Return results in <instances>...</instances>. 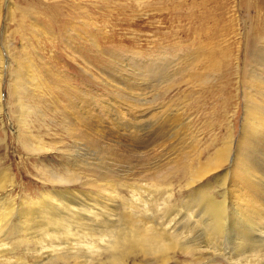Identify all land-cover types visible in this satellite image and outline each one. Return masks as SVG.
<instances>
[{"label":"rangeland","instance_id":"374dc122","mask_svg":"<svg viewBox=\"0 0 264 264\" xmlns=\"http://www.w3.org/2000/svg\"><path fill=\"white\" fill-rule=\"evenodd\" d=\"M0 11V264H109L81 234L69 245L60 230L45 236L43 219L40 229L23 223L47 197L114 219L80 233L124 228L140 215L192 243L164 262L137 253L125 264H235L224 256L235 252L231 213L211 231L215 223L199 207L210 195L220 199L223 173L246 143L249 99L264 106V0H0ZM82 117L106 139H78ZM224 146L226 166L192 185L182 170L160 165L184 151L202 162ZM257 150L251 162L264 170V146ZM252 243L264 254V237ZM256 259L245 263H264V255Z\"/></svg>","mask_w":264,"mask_h":264},{"label":"bare ground","instance_id":"6f19581e","mask_svg":"<svg viewBox=\"0 0 264 264\" xmlns=\"http://www.w3.org/2000/svg\"><path fill=\"white\" fill-rule=\"evenodd\" d=\"M0 20H1V11H0ZM0 55H1V53H0ZM243 119H244L245 124H244V131L242 132V134H243L242 138L246 143L245 144H243V142L238 143L237 147H240V149H238L237 153L235 154L233 161L231 163V166L229 167L228 171H225L223 173V176H224L223 179L224 180H223V182H221L223 189H222V192L220 194V199H216L215 197H213V195L212 196L210 195V197H207V198L205 197L206 200H201V202H203V205L201 207H199V209L203 211L202 214H208L211 217L212 221H214L215 226H213L211 231L212 230L217 231L219 229V226L221 225V223L226 220L228 213H231L232 219H233L232 223H234L233 228L237 231V235L235 236V238L232 242V249L230 251L231 252L235 251V252L232 254H228L227 256L225 254L224 256L229 261L232 260V262H233L234 260L235 261L241 260V262H243L244 264H248L245 262H249V263L253 262V261H255L256 258L264 255L261 253L262 248L258 249L257 246H255L256 244L254 245V243H252V237H255V236L258 238L264 237L263 236L264 235V170L259 168L258 164L255 163L256 161L251 162V159H250V158H252L258 154L257 149L259 148L260 145L264 146L263 144L260 143V142L264 141V106L260 105L255 99H253V100L249 99L248 106H247V109L245 111ZM130 129H132V128H130ZM73 131L76 133V136L78 139L86 140L87 143L89 142L91 144L92 143H100V142H102L103 138L106 139L105 138L106 132H104V134L101 135L100 129L97 127V124L89 122L84 117H82L76 121L75 129H73ZM129 131H128V133H129ZM108 132L110 133V131H108ZM130 135H132V134H130ZM130 135H128V136H130ZM132 137H134V136L132 135ZM118 142H120V141H118ZM123 142H124V140H123ZM142 143L143 142H141V144ZM118 144H120V143H118ZM127 145L123 144L122 147L123 146L125 147ZM151 145L152 144H150V147H151ZM155 145H153V147L151 148V151L155 150V148H156ZM254 145H256L258 147L252 149V146H254ZM118 146L119 145H117V148L120 147V146L119 147ZM126 148H128V147H125V149ZM228 148H230V147L224 146L223 148L219 149L215 153V155L210 157L208 160H204L202 162L199 161L198 156L196 154L188 155V153H186L184 151V153H181L179 155L176 153L173 157L168 158L164 162H161L162 164H160V165L161 166L168 165L165 168V170L166 169L182 170L184 173H186V175L191 177V180L188 182V184L192 185L195 182H199L198 180H201L203 177L209 175L210 173H212L214 171H219L220 168H223L226 166V162L229 161V159H231L230 155L228 154V151H229ZM120 149L115 150V151L119 152V154H117L118 157H115V158L117 160L122 161L123 158H126V153L124 152L125 150L124 151L122 150L124 152L123 153L122 151H120ZM131 149L134 151H137L140 149V145L138 143H133L131 145ZM158 149H159V147H158ZM109 150L113 151L111 149H109ZM126 150H128V149H126ZM170 150L173 151L172 149L169 148L168 152H170ZM242 151L245 152V155H243ZM157 152H159V151H157ZM110 153H112V152H110ZM145 153L146 152H144V154ZM130 156L132 157L131 154H130ZM148 156H149V153H148ZM153 156H155V155H153ZM255 158H258V157H255ZM136 159H138V157L135 158V160ZM141 159H143V158H141ZM150 159H151V161L153 160V158H150ZM149 160H148V162H149ZM143 161H145V160H143ZM123 162L125 163V161H123ZM130 163H131V161H130ZM141 163L142 162H140V164ZM160 165L158 168L156 166L155 167L159 170V168L161 167ZM151 166L154 167L153 165H151ZM132 167H134V166H132ZM132 167H131V169H132ZM134 169H135V167H134ZM134 169L132 171L136 172L137 169H135V170ZM140 169H139V171H140ZM146 170H144V172ZM156 170H155V172H156ZM140 172L142 173V171H140ZM155 172L153 174L152 173H149V174H152L155 176ZM136 173H138V172H136ZM217 173L220 174L219 172H217ZM133 174H135V173H133ZM129 175H130V173H129ZM143 175H145V173H143ZM143 175L141 177H143ZM143 178H145V176ZM158 178L161 179V177H158ZM203 194H204V192H203ZM49 198H50V196H49ZM198 198H200V197H198ZM52 200L48 199V197H47L42 202H40V204H39L40 208H41L40 210L37 208L38 210L36 212H30V211L27 212L26 215L24 216L23 223L26 221H31V222L33 221V222H35V224H33L30 228L31 229H40V226L42 228V224H40L38 222L41 221L40 219H43V224H44L43 228L45 230V231L43 230L44 235L48 236V237H54L55 233H57L58 230H60L61 232L66 233L65 239L67 238V241H64V243H69V245H70V242H68V240L74 239V241H77L78 235L81 234L80 237L85 236V240L86 239L89 240V242H87L86 244L91 245V246H95V247L99 246L100 248L103 249L104 252H106L110 255L109 259H111V260H110L109 264H125L124 257L126 255H128V254L136 255L137 253H140L141 255H146V256L148 255L151 257L156 256L157 261L164 262V260H167V258H169V256H170V254L178 247H180L183 250H187V251L192 250L191 249L192 247H190V246H192L191 245L192 243L190 245L189 244L185 245L186 243L183 244V242L179 243L177 235H180V234L171 232L168 235H166V232H161L162 230L164 231V229H162L160 231L161 228L158 229V228L154 227L153 225H147L148 223L146 221H144L143 218L139 217L140 215L138 217L136 215H134V217H135L133 219L134 221L133 222L128 221L129 223H126L124 228L119 227V226L109 227L106 225V226H103L102 229H93V230H88L86 232L80 233L81 230L84 229V226L88 225L91 222L100 221L101 223H104L107 221V222L114 223V219L108 217L107 220L105 221L103 211H101L100 208H99V210H100L99 211L96 206H94V208H92L89 205H88V207H87V205H84L81 208L79 207L80 209H76V208H73V206H70V204L65 202V201H61L59 199L58 200L55 199L53 201ZM88 202H90V201H88ZM90 204H92V203H90ZM93 204H96V203H93ZM75 205H76V203H75ZM191 212H189V213H190V216L192 217ZM187 215H189V214H187ZM195 216H196V214H195ZM32 218H33V220H31ZM206 220H208V219L206 218ZM130 221H132V220H130ZM194 224L197 226L198 222L196 224V221H194L193 226H194ZM49 230L51 232H49ZM214 234L215 233H213V235ZM88 235L90 238L88 237ZM185 235H188V234H185ZM189 235H190V233H189ZM104 236H106L108 239L105 241V243H106L105 245L100 246L98 243L105 240ZM215 239H216V237H215ZM215 242L216 241H214V243ZM212 243H213V241H212ZM256 243H259V242H257V240H256ZM207 244L208 243L206 242L204 244V247L208 248L209 245H207ZM216 244H218V243H216ZM259 244L261 245V243H259ZM183 245H185V246H183ZM199 246H201V245L196 244V249H198ZM74 248L75 247H73L72 249H74ZM210 248H211L212 252H215V253L217 252L216 248L213 247V245ZM198 251H200V250H198ZM212 255H214V254H212ZM18 259L19 258H17L14 261H8L6 264H16L13 262H18L17 261ZM235 261H234V263L236 264ZM18 263L19 264H28V261L27 262H18ZM31 263L34 264L35 261L34 260L31 261ZM237 264H241V263L237 262ZM261 264H264V263H261Z\"/></svg>","mask_w":264,"mask_h":264}]
</instances>
